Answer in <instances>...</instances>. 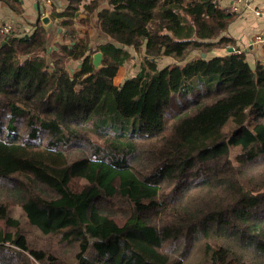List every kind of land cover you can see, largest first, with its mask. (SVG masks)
<instances>
[{"label":"trees","instance_id":"obj_1","mask_svg":"<svg viewBox=\"0 0 264 264\" xmlns=\"http://www.w3.org/2000/svg\"><path fill=\"white\" fill-rule=\"evenodd\" d=\"M81 2L58 13L74 43L53 67L41 21L0 34V264H264V62L222 36L237 12L112 0L94 49ZM217 47L233 50L188 59ZM130 48L141 68L116 85Z\"/></svg>","mask_w":264,"mask_h":264},{"label":"crops","instance_id":"obj_2","mask_svg":"<svg viewBox=\"0 0 264 264\" xmlns=\"http://www.w3.org/2000/svg\"><path fill=\"white\" fill-rule=\"evenodd\" d=\"M95 0H82L78 11L74 17L76 36L78 39L90 40V46L94 49L101 43L112 40L102 31L99 24V11L103 8H109L112 0H100V4L92 12L86 7ZM224 9L237 7V17L222 36H228L233 39L230 46L246 54L250 64L255 65L260 61L264 62V0H217ZM70 4V0H20V10H15L7 0H0V21L13 24L15 35L31 34L39 21L45 26L48 32L47 50L44 54L47 56L49 64L53 67L52 53L59 51L57 44H67L71 46L74 39L66 32L62 25L63 18L58 13L64 11ZM48 17L49 21L45 23L42 19ZM4 35V34H3ZM261 36L262 41L257 42ZM228 45V47H230ZM213 48L207 53V58L223 56L227 54L230 48ZM193 57L201 55L202 51H193ZM94 56V54H93ZM175 60V59H174ZM176 61V60H175ZM169 64H173L171 61ZM80 68V61L70 60L67 63V69L73 73ZM125 66H121L114 78L116 85H121L128 75ZM133 76V75H132Z\"/></svg>","mask_w":264,"mask_h":264},{"label":"rangeland","instance_id":"obj_3","mask_svg":"<svg viewBox=\"0 0 264 264\" xmlns=\"http://www.w3.org/2000/svg\"><path fill=\"white\" fill-rule=\"evenodd\" d=\"M230 11H233L232 8H231ZM256 41L260 42V41H262V39L259 40L257 38ZM130 50L134 54V58H132L131 60L127 61L125 63V65H124L125 68H126V73L124 75H128V76L135 75L140 70V68H141V63L140 62L143 59V53L136 52L133 48H130ZM192 52L188 56V59H192L193 58V53ZM237 53H239V52H237ZM171 61H173V63L176 62L173 57H162V58L158 59V65H159V67H163V66L168 65ZM125 68H123V69H125ZM233 128H234L233 123L230 122L225 127V130L226 131H231ZM11 213L13 215H15V216H18V217H21L22 215L24 216V214L22 213V211L18 207L12 208L11 209Z\"/></svg>","mask_w":264,"mask_h":264},{"label":"water","instance_id":"obj_4","mask_svg":"<svg viewBox=\"0 0 264 264\" xmlns=\"http://www.w3.org/2000/svg\"><path fill=\"white\" fill-rule=\"evenodd\" d=\"M45 23H47L49 21V18L48 17H43L42 19ZM233 48H230L229 51H232ZM201 56L203 58H206L207 57V53L206 52H202L201 53ZM94 58V65L96 68L100 67L102 65V61H103V52L102 51H98L94 54L93 56ZM128 79V77L126 78Z\"/></svg>","mask_w":264,"mask_h":264},{"label":"built area","instance_id":"obj_5","mask_svg":"<svg viewBox=\"0 0 264 264\" xmlns=\"http://www.w3.org/2000/svg\"><path fill=\"white\" fill-rule=\"evenodd\" d=\"M231 10V9H230ZM233 11H237L238 8L235 6L232 8ZM13 30V24L10 22H1L0 21V34H4V35H9ZM259 40H263V38L261 36L258 37ZM235 51L237 52H241L238 49H235Z\"/></svg>","mask_w":264,"mask_h":264}]
</instances>
